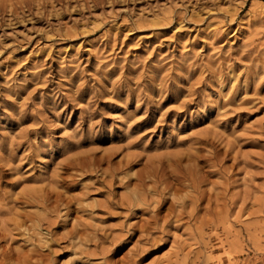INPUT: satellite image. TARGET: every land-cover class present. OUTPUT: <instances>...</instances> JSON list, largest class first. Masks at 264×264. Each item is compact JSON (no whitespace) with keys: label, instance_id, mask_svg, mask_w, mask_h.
<instances>
[{"label":"rangeland","instance_id":"374dc122","mask_svg":"<svg viewBox=\"0 0 264 264\" xmlns=\"http://www.w3.org/2000/svg\"><path fill=\"white\" fill-rule=\"evenodd\" d=\"M0 264H264V0H0Z\"/></svg>","mask_w":264,"mask_h":264}]
</instances>
